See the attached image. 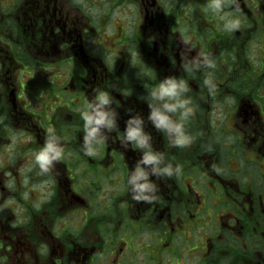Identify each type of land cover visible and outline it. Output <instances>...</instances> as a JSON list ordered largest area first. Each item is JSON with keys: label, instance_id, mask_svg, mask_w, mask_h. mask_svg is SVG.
Here are the masks:
<instances>
[{"label": "flooded vegetation", "instance_id": "1", "mask_svg": "<svg viewBox=\"0 0 264 264\" xmlns=\"http://www.w3.org/2000/svg\"><path fill=\"white\" fill-rule=\"evenodd\" d=\"M207 4L0 0V264H264V0H227L232 32ZM199 52L215 68L189 74ZM168 76L187 81L194 107L183 147L147 120V89ZM96 89L120 131L143 116L180 168L149 177L150 201L132 199L141 151L118 131L85 151L80 114ZM50 128L63 154L44 171Z\"/></svg>", "mask_w": 264, "mask_h": 264}, {"label": "clouds", "instance_id": "2", "mask_svg": "<svg viewBox=\"0 0 264 264\" xmlns=\"http://www.w3.org/2000/svg\"><path fill=\"white\" fill-rule=\"evenodd\" d=\"M235 2V0H233ZM227 0H208L207 7L214 14L225 21L223 28L232 32L240 27V20L225 11ZM201 65L209 69L215 68V61L207 54L197 53L190 60L185 56V70L192 74L195 68ZM203 83L214 88L213 74L209 72ZM189 86L185 79L168 76L154 86L147 89L144 97L149 109L147 120L151 126L168 135L173 146L183 147L192 142L186 131V124L194 113L191 98L185 93ZM113 97L103 89L94 90V95L86 101L81 112L83 120V145L87 154L91 155L94 145L102 144L108 139L107 133L118 131V139L123 146H134L141 151L140 159L135 163L128 176V185H131L132 199L136 201H150L149 193L154 192L155 184L149 180L150 176H169L178 174L179 166L175 169L172 164L165 162L164 154L154 150L152 136L145 130V118L139 114L129 115L125 121L123 131L118 129L117 112L111 107ZM175 117V118H174ZM55 135L54 129L48 130V136L43 147L36 153V163L47 171L63 154V148ZM163 165V166H161Z\"/></svg>", "mask_w": 264, "mask_h": 264}]
</instances>
